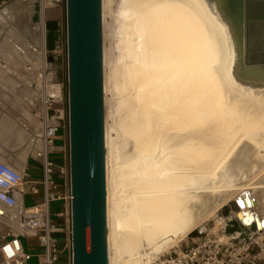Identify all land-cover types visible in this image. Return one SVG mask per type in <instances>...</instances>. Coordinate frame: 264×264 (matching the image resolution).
<instances>
[{"label": "bare ground", "instance_id": "bare-ground-1", "mask_svg": "<svg viewBox=\"0 0 264 264\" xmlns=\"http://www.w3.org/2000/svg\"><path fill=\"white\" fill-rule=\"evenodd\" d=\"M209 9L118 0V67L102 48L108 264H140L142 242L159 254L212 211L238 237L262 220L252 199L264 196V87L231 76L226 24Z\"/></svg>", "mask_w": 264, "mask_h": 264}, {"label": "water", "instance_id": "water-1", "mask_svg": "<svg viewBox=\"0 0 264 264\" xmlns=\"http://www.w3.org/2000/svg\"><path fill=\"white\" fill-rule=\"evenodd\" d=\"M206 2L226 24L233 50L231 76L243 86L263 88L264 0ZM64 10L72 264H108L102 0H66ZM62 38L60 20H45L49 69ZM221 212L227 215L228 207ZM231 224L225 226L228 234L239 227L236 221ZM263 224H252L251 230Z\"/></svg>", "mask_w": 264, "mask_h": 264}, {"label": "built area", "instance_id": "built-area-1", "mask_svg": "<svg viewBox=\"0 0 264 264\" xmlns=\"http://www.w3.org/2000/svg\"><path fill=\"white\" fill-rule=\"evenodd\" d=\"M25 1V0H22ZM40 32L38 45L37 73L30 84L35 94L32 104L33 112L38 120L37 130L31 131L30 141L36 144L32 150V157L39 162L41 176L39 181L29 180L28 174L17 170L0 159V172L9 170L13 175L11 182L0 184V203L8 207L17 206L15 191L23 192L24 185L30 192L42 189V199L29 207L23 208L24 217L9 225L5 238L0 244V264H28L31 254L24 249L21 237H34L42 248L41 261L38 264H60L62 253L67 256L68 264H72L71 244V213H70V173L68 154L62 164H56L51 157V146L59 127L64 119L65 109L56 106L57 93L61 91V84L56 81L51 69L48 68L47 52L44 42V24L46 11L49 8H64L66 0H36ZM58 179L63 180L66 190L60 192ZM54 201H63L57 217L63 218L66 224L63 239L57 237L58 226L55 224L50 206ZM5 216L0 208V217ZM15 220L14 217L10 218ZM243 237L226 235V238H204L194 245L186 246L167 254L160 264H264L254 251L256 243L250 239V234Z\"/></svg>", "mask_w": 264, "mask_h": 264}, {"label": "crops", "instance_id": "crops-1", "mask_svg": "<svg viewBox=\"0 0 264 264\" xmlns=\"http://www.w3.org/2000/svg\"><path fill=\"white\" fill-rule=\"evenodd\" d=\"M60 10L49 8L46 11V20L59 19ZM37 22L36 0H0V159L17 170L26 172L29 180L34 181H39L41 176L40 164L32 157V150L37 143L30 141V130H37L38 127V120L32 109L35 94L30 86L37 73L40 40ZM55 105L61 106L59 102ZM23 124L29 126L30 130H26ZM66 155L67 130L61 125L51 146V157L57 163V159L63 162ZM58 182L60 192L65 191L63 180L58 179ZM24 187L23 192H14L17 206L8 207L0 203V208L5 213V216L0 217V244L8 238L6 233L9 225H14L24 217L23 208L42 199L40 186L35 193L30 192L27 185ZM57 202H60L61 209L57 211L60 212L63 201ZM11 217L15 220H11ZM58 221L64 235L66 224L63 218L58 217ZM20 239L24 249L31 254L28 262L38 264L41 261L42 248L36 238L23 236ZM61 262L68 264L64 253L61 255Z\"/></svg>", "mask_w": 264, "mask_h": 264}, {"label": "rangeland", "instance_id": "rangeland-1", "mask_svg": "<svg viewBox=\"0 0 264 264\" xmlns=\"http://www.w3.org/2000/svg\"><path fill=\"white\" fill-rule=\"evenodd\" d=\"M112 1V2H111ZM117 3L118 0H107V6L104 9V15H103V9H102V48L103 46L106 48V53L111 56L112 59L114 60H119L117 62L114 61V66L118 67L121 62V54H122V49H121V44L116 42L119 41L120 35H116V30H117V17L116 16V9H117ZM60 13H59V20L61 22V29H62V35H63V44L61 49L57 53V59L51 63V71H53L54 78L56 79L57 82L61 84V91L57 93V102L60 103L62 107H64L65 112H64V119L62 121V125L66 128L67 130V113H66V51H65V44H64V8H60ZM209 11H211L209 9ZM114 12V13H113ZM116 12V13H115ZM115 31V32H114ZM116 39V40H115ZM116 43V44H115ZM121 50V51H120ZM108 70V71H107ZM109 69L103 68V76L105 77V73H108ZM113 101V100H112ZM110 104H114L111 103ZM105 106V105H104ZM105 115L107 114L108 108L105 106L104 107ZM106 117H104L105 120ZM67 156V155H66ZM58 164H62L61 159L56 160ZM56 163V164H57ZM261 172L258 174L260 175ZM215 180L212 181L211 185H213ZM217 181V180H216ZM215 181V182H216ZM221 183L225 184H231L235 183L234 180L226 179L223 178L220 181ZM261 195V196H260ZM234 194L231 195L233 197ZM253 197V208L260 215V219H264V203L263 199L264 196L258 191L255 190ZM261 200V201H260ZM260 201V202H259ZM263 204V205H262ZM61 209L60 202H52L50 206V212L52 215L53 220L55 221V224L58 226V234L57 237L60 241L63 239V232H62V225L58 221V217L55 216V212L59 211ZM222 210V208H221ZM215 212V213H214ZM212 211L210 214H207L206 216L200 218L197 227L189 232L186 236L184 237H179L178 239H175L170 245L167 246L165 250L162 252H159V254L153 255V252L151 251L152 249L146 244V242H142L140 245V252L141 253H148L149 257H145V255L140 259V264H160V261L167 256V254H173L175 251H178L180 249L185 248L186 246H191L194 245L196 242H199V240H202L204 238H214V237H222L226 238V235L228 233L225 231V221L226 219H221L218 216V213L220 210L217 211ZM231 218V217H229ZM250 239L256 243V247L254 248V251L258 253V257L263 260L264 258V230L256 232L254 234H250ZM143 251H142V248ZM149 251V252H148ZM152 252V253H151ZM151 253V254H150ZM125 256V254H123ZM156 255V256H155ZM127 258V256H126ZM145 258V259H144ZM143 261V263H142ZM28 264H31L28 262ZM60 264H62L61 259H60Z\"/></svg>", "mask_w": 264, "mask_h": 264}, {"label": "clouds", "instance_id": "clouds-1", "mask_svg": "<svg viewBox=\"0 0 264 264\" xmlns=\"http://www.w3.org/2000/svg\"><path fill=\"white\" fill-rule=\"evenodd\" d=\"M13 180V175L10 173L9 170H5L0 172V184L5 182H11Z\"/></svg>", "mask_w": 264, "mask_h": 264}, {"label": "trees", "instance_id": "trees-1", "mask_svg": "<svg viewBox=\"0 0 264 264\" xmlns=\"http://www.w3.org/2000/svg\"><path fill=\"white\" fill-rule=\"evenodd\" d=\"M60 259H61V257H60Z\"/></svg>", "mask_w": 264, "mask_h": 264}]
</instances>
